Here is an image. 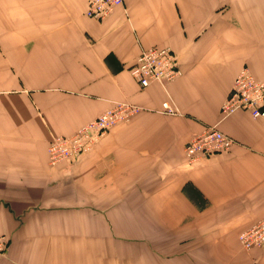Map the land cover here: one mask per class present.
I'll return each instance as SVG.
<instances>
[{
    "label": "crops",
    "instance_id": "crops-1",
    "mask_svg": "<svg viewBox=\"0 0 264 264\" xmlns=\"http://www.w3.org/2000/svg\"><path fill=\"white\" fill-rule=\"evenodd\" d=\"M88 2L0 0V264H264L238 241L264 216V116L220 113L241 67L264 80V0H123L102 20ZM150 46L181 74L141 87ZM116 101L141 110L49 164L55 136ZM208 126L234 143L187 163Z\"/></svg>",
    "mask_w": 264,
    "mask_h": 264
},
{
    "label": "built area",
    "instance_id": "built-area-1",
    "mask_svg": "<svg viewBox=\"0 0 264 264\" xmlns=\"http://www.w3.org/2000/svg\"><path fill=\"white\" fill-rule=\"evenodd\" d=\"M122 4L123 0H89L86 14L104 19ZM129 73L141 87H145L152 82L164 84L171 81L179 71L174 55L167 47L150 46L139 52ZM162 109L169 113L176 111L168 102L162 104ZM140 110L136 104L118 101L74 132L55 136L47 147L49 163L54 165L89 152L112 126L129 120ZM238 110L247 111L253 118L264 116V82L255 79L245 66L237 72L228 95L220 106L223 116ZM232 144L233 139L229 135L214 126H208L191 136L184 146V155L187 163L194 164L204 156L229 150ZM238 241L246 251L263 246L264 216L241 231ZM6 243L7 239L0 236V259L7 248Z\"/></svg>",
    "mask_w": 264,
    "mask_h": 264
},
{
    "label": "rangeland",
    "instance_id": "rangeland-1",
    "mask_svg": "<svg viewBox=\"0 0 264 264\" xmlns=\"http://www.w3.org/2000/svg\"><path fill=\"white\" fill-rule=\"evenodd\" d=\"M120 7V6H119ZM116 9V8H115ZM86 10H87V8H86ZM86 10H85V14H86ZM87 15V14H86ZM88 17H90V18H93V19H96V18H94V17H92V16H89V15H87ZM96 20H102V19H96ZM168 48V47H167ZM171 52H172V50L170 49V48H168ZM172 54H173V52H172ZM174 55V54H173ZM174 58H175V56H174ZM175 65H176V61H175ZM176 67H177V65H176ZM244 67V66H243ZM246 67V66H245ZM242 68V67H241ZM240 68V69H241ZM239 69V70H240ZM177 70L179 71V74L178 75H176V77L177 76H179L180 74H181V70H180V68H178L177 67ZM238 70V71H239ZM249 70V69H248ZM249 72H250V70H249ZM251 73V72H250ZM251 75L255 78V79H257V80H260V81H263L264 82V80H261V79H258V78H256L252 73H251ZM175 77V78H176ZM235 78V77H234ZM174 79V78H173ZM234 80V79H233ZM232 85V84H231ZM231 87V86H230ZM229 90H230V88H229ZM229 92V91H228ZM228 95V94H227ZM227 97V96H226ZM226 97H225V99H226ZM224 99V100H225ZM116 102H118V101H116ZM127 102H130V101H127ZM165 102H168L170 105H172L173 107H174V105H173V103L171 102V101H165ZM115 103V102H114ZM113 103V104H114ZM132 103V102H131ZM164 103V102H163ZM162 103V104H163ZM133 104H135V103H133ZM136 105H138V104H136ZM139 106V105H138ZM140 107V106H139ZM141 108V107H140ZM174 109H175V107H174ZM162 111L164 112V110L162 109ZM238 111H240V110H238ZM243 111H245V110H243ZM166 112V111H165ZM176 111H174L173 113H175ZM237 112V111H236ZM166 113H169V112H166ZM173 113H169V114H173ZM221 113V112H220ZM235 113V112H234ZM101 114V113H100ZM231 114H233V113H231ZM231 114H229V115H231ZM99 115V114H98ZM228 116V115H227ZM261 117H263V116H261ZM258 118H260V117H258ZM128 121V120H127ZM105 135V134H104ZM103 135V136H104ZM228 135V134H227ZM230 138H232L231 136H230ZM233 139V138H232ZM98 142V141H97ZM233 143H234V139H233ZM48 147V146H47ZM47 151H48V148H47ZM217 153H219V152H217ZM215 154V153H214ZM210 155H212V154H210ZM207 156H209V155H207ZM205 157V156H204ZM203 158V157H202ZM49 161V160H48ZM63 162V161H62ZM59 163H61V162H59ZM59 163H56V164H59ZM50 164V163H49ZM56 164H54V165H56ZM190 164V163H189ZM52 165V164H51ZM239 235V234H238ZM0 236H4L6 239H7V243H6V245H7V248H6V250H4V253L2 254V258L7 254V250H8V246H9V238L7 237V236H5V235H0ZM241 250H243V248H241ZM244 251H246V250H244ZM250 251V250H249Z\"/></svg>",
    "mask_w": 264,
    "mask_h": 264
}]
</instances>
